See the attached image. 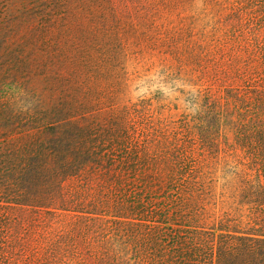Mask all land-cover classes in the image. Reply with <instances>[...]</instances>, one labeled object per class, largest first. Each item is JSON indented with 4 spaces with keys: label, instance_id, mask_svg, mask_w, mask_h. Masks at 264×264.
I'll use <instances>...</instances> for the list:
<instances>
[{
    "label": "trees",
    "instance_id": "16d2710c",
    "mask_svg": "<svg viewBox=\"0 0 264 264\" xmlns=\"http://www.w3.org/2000/svg\"><path fill=\"white\" fill-rule=\"evenodd\" d=\"M203 2L209 66L177 116L140 102L104 128L41 97L22 117L0 264H264V0Z\"/></svg>",
    "mask_w": 264,
    "mask_h": 264
},
{
    "label": "rangeland",
    "instance_id": "374dc122",
    "mask_svg": "<svg viewBox=\"0 0 264 264\" xmlns=\"http://www.w3.org/2000/svg\"><path fill=\"white\" fill-rule=\"evenodd\" d=\"M208 13L203 0H0V147L41 97L104 128L140 102L177 116L209 66Z\"/></svg>",
    "mask_w": 264,
    "mask_h": 264
}]
</instances>
